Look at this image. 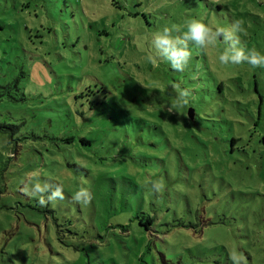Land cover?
Segmentation results:
<instances>
[{
    "label": "rangeland",
    "instance_id": "374dc122",
    "mask_svg": "<svg viewBox=\"0 0 264 264\" xmlns=\"http://www.w3.org/2000/svg\"><path fill=\"white\" fill-rule=\"evenodd\" d=\"M190 19L264 54V0H0V264H264V68L150 60Z\"/></svg>",
    "mask_w": 264,
    "mask_h": 264
},
{
    "label": "clouds",
    "instance_id": "9594fccd",
    "mask_svg": "<svg viewBox=\"0 0 264 264\" xmlns=\"http://www.w3.org/2000/svg\"><path fill=\"white\" fill-rule=\"evenodd\" d=\"M184 27L186 31L182 32L180 26L172 24L152 33L148 53L149 59L156 63L167 61L173 70L184 72L189 68L192 60L190 44L202 50L208 47L219 49L222 46L218 56L221 65L237 66L247 64L253 69L264 68V54L254 48L248 49L242 44L240 33L246 34V29L242 27L240 22L214 29L201 20L190 19ZM175 87L178 92L173 107L183 108L189 103V98L192 95L191 91L187 88H180L179 84ZM162 189L163 182L161 181L157 190ZM74 199L86 205L91 199L89 190L83 187L80 188ZM230 259L233 264H246V257L235 250L230 254Z\"/></svg>",
    "mask_w": 264,
    "mask_h": 264
},
{
    "label": "trees",
    "instance_id": "16d2710c",
    "mask_svg": "<svg viewBox=\"0 0 264 264\" xmlns=\"http://www.w3.org/2000/svg\"><path fill=\"white\" fill-rule=\"evenodd\" d=\"M190 63H192V60H191V62H190ZM192 108H193V107H192ZM193 109H194V108H193ZM189 111H191V112H192V115H193V117H194V112H193V110H192V109H190ZM189 111H188V112H189ZM188 115H189V113H188ZM193 117H192V118H193ZM192 118H191V119H192ZM2 129H3V127H2V126H0V130H2ZM262 140H263V142H264V135H263V138H262Z\"/></svg>",
    "mask_w": 264,
    "mask_h": 264
},
{
    "label": "water",
    "instance_id": "95a60500",
    "mask_svg": "<svg viewBox=\"0 0 264 264\" xmlns=\"http://www.w3.org/2000/svg\"><path fill=\"white\" fill-rule=\"evenodd\" d=\"M188 113H189V117L192 118L193 117L192 112L189 111Z\"/></svg>",
    "mask_w": 264,
    "mask_h": 264
}]
</instances>
